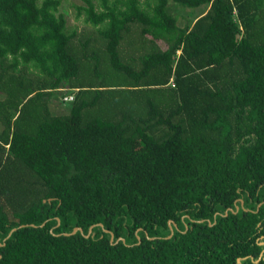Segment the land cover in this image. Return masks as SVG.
<instances>
[{"label": "trees", "instance_id": "trees-1", "mask_svg": "<svg viewBox=\"0 0 264 264\" xmlns=\"http://www.w3.org/2000/svg\"><path fill=\"white\" fill-rule=\"evenodd\" d=\"M83 1L0 0V264H264V0Z\"/></svg>", "mask_w": 264, "mask_h": 264}, {"label": "rangeland", "instance_id": "rangeland-1", "mask_svg": "<svg viewBox=\"0 0 264 264\" xmlns=\"http://www.w3.org/2000/svg\"><path fill=\"white\" fill-rule=\"evenodd\" d=\"M94 4H99L100 0H91ZM80 6H86L85 2L83 0H62L60 10L65 15V17L68 20V24L71 27H76L78 30H88L89 26H86V24L83 21V18L80 17L78 20L76 18L77 8ZM178 11H182L180 7H177ZM185 10V9H183ZM181 21H183L181 19ZM61 92H55L50 98V109L52 112H54V115H66L69 111L70 104L62 103L60 101V97L62 96Z\"/></svg>", "mask_w": 264, "mask_h": 264}, {"label": "water", "instance_id": "water-1", "mask_svg": "<svg viewBox=\"0 0 264 264\" xmlns=\"http://www.w3.org/2000/svg\"><path fill=\"white\" fill-rule=\"evenodd\" d=\"M242 203V202H241ZM236 209H238V207H236ZM172 222L171 221H169V224H171ZM174 224V223H173ZM175 225V224H174ZM31 226H34V225H31ZM171 226V225H170ZM13 231V230H12ZM82 232V229L81 228H78V227H76V228H74L73 229V231L71 232V233H64V235H66V236H68V235H73V234H75V233H77V232ZM91 230H89V232H90ZM172 229H171V235H172ZM170 235V236H171ZM87 237V236H86ZM111 239H113V236H111ZM119 240H122V239H119ZM138 240H139V237H138ZM239 261V260H238Z\"/></svg>", "mask_w": 264, "mask_h": 264}, {"label": "built area", "instance_id": "built-area-1", "mask_svg": "<svg viewBox=\"0 0 264 264\" xmlns=\"http://www.w3.org/2000/svg\"><path fill=\"white\" fill-rule=\"evenodd\" d=\"M72 99H73L72 96H65V97L63 98V101L68 102V101H71Z\"/></svg>", "mask_w": 264, "mask_h": 264}]
</instances>
